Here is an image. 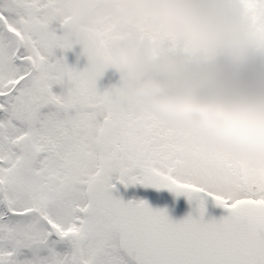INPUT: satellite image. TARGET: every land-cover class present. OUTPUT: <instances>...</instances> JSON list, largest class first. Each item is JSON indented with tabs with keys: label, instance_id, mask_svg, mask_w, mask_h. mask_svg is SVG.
<instances>
[{
	"label": "snow or ice",
	"instance_id": "6c2138e0",
	"mask_svg": "<svg viewBox=\"0 0 264 264\" xmlns=\"http://www.w3.org/2000/svg\"><path fill=\"white\" fill-rule=\"evenodd\" d=\"M74 45L61 0H0V264H264V162L129 108L56 55ZM114 179L199 214L125 201ZM209 198L227 214L206 219Z\"/></svg>",
	"mask_w": 264,
	"mask_h": 264
},
{
	"label": "clouds",
	"instance_id": "9594fccd",
	"mask_svg": "<svg viewBox=\"0 0 264 264\" xmlns=\"http://www.w3.org/2000/svg\"><path fill=\"white\" fill-rule=\"evenodd\" d=\"M72 7H68V3ZM127 12L178 47L135 30L115 39L107 64L120 75L110 87L131 109H149L174 126L191 127L209 143L264 162V46L253 36L245 0H126ZM63 15L78 19L85 37L97 0H61ZM67 31L73 24L66 25ZM89 74L99 68L95 53ZM194 53H198L194 54Z\"/></svg>",
	"mask_w": 264,
	"mask_h": 264
},
{
	"label": "rangeland",
	"instance_id": "374dc122",
	"mask_svg": "<svg viewBox=\"0 0 264 264\" xmlns=\"http://www.w3.org/2000/svg\"><path fill=\"white\" fill-rule=\"evenodd\" d=\"M250 22L253 27V36L258 44L264 46V0H245ZM68 7H72L69 2ZM97 7L105 9L104 15L94 17L92 27L85 37L79 34V21L74 16H64L66 25L72 23L73 30L68 31L75 41V45L69 50H57V56H65L67 63L80 70L86 68L91 59L85 49H90L95 53V60L102 75L98 81L100 90H104L119 80L120 73L107 64V50L115 39L121 38L129 31L135 30L143 37L158 41L169 47H178L179 42L166 33L151 32L146 23L141 18H128L126 0H97ZM63 12V7H62ZM197 54L198 53H194ZM54 91L61 90L60 85H54ZM118 179H114L116 181ZM126 199L144 200L155 187L146 186L141 183L128 184Z\"/></svg>",
	"mask_w": 264,
	"mask_h": 264
},
{
	"label": "water",
	"instance_id": "95a60500",
	"mask_svg": "<svg viewBox=\"0 0 264 264\" xmlns=\"http://www.w3.org/2000/svg\"><path fill=\"white\" fill-rule=\"evenodd\" d=\"M116 188L114 189V195L124 199V195L127 193V187L124 183L116 182ZM151 207L154 209H166L169 216L176 221L182 220L189 214L197 216L198 202L196 200L189 201L187 195H177L170 189H160L152 192L145 199ZM126 201V200H125ZM227 210L218 205L214 199L209 198L206 202V219L216 218L226 215Z\"/></svg>",
	"mask_w": 264,
	"mask_h": 264
},
{
	"label": "trees",
	"instance_id": "16d2710c",
	"mask_svg": "<svg viewBox=\"0 0 264 264\" xmlns=\"http://www.w3.org/2000/svg\"><path fill=\"white\" fill-rule=\"evenodd\" d=\"M127 15H128V18H129V19L134 18V17H132L129 13H127ZM134 19H136V18H134Z\"/></svg>",
	"mask_w": 264,
	"mask_h": 264
}]
</instances>
